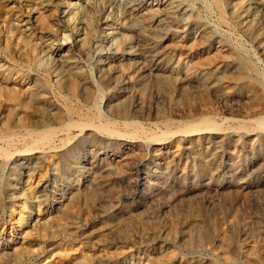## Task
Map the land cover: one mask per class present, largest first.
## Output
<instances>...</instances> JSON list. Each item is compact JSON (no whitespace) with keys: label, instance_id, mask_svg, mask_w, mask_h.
Instances as JSON below:
<instances>
[{"label":"rangeland","instance_id":"obj_1","mask_svg":"<svg viewBox=\"0 0 264 264\" xmlns=\"http://www.w3.org/2000/svg\"><path fill=\"white\" fill-rule=\"evenodd\" d=\"M242 1L150 0L131 13L118 0H0V264L116 248L128 250L121 264H264V0H246L255 13L240 25ZM205 116L221 128L182 132ZM109 119L123 135L30 136ZM28 174L36 198L18 201ZM21 202L27 227L8 221ZM190 220H213L214 238L193 245Z\"/></svg>","mask_w":264,"mask_h":264},{"label":"bare ground","instance_id":"obj_2","mask_svg":"<svg viewBox=\"0 0 264 264\" xmlns=\"http://www.w3.org/2000/svg\"><path fill=\"white\" fill-rule=\"evenodd\" d=\"M78 1H81V0H78ZM102 1V0H101ZM111 1V0H110ZM119 2H122L124 4L123 7H125L129 12L132 13V11H134L135 9L137 10L138 8L137 7H141L142 3H145V2H149L150 0H118ZM258 1V0H257ZM115 3V2H114ZM118 3V2H117ZM113 4V2H112ZM122 4V5H123ZM116 5V4H115ZM230 5V4H229ZM232 10H233V20L237 23V24H242L244 23L247 19L251 18L254 16V11L252 9V6L246 1V0H243L241 3H237L236 5L232 4ZM111 6V5H110ZM177 6V5H176ZM179 6V5H178ZM217 6L219 7V10L221 12H223L221 6L219 4H217ZM261 7L264 6V2L262 3V5H260ZM139 7V8H140ZM102 8V7H101ZM177 8V7H176ZM156 9V8H155ZM162 9V8H161ZM126 10V12H127ZM183 10V8H182ZM258 11V10H257ZM261 11V10H260ZM118 12V11H117ZM158 12V11H157ZM131 15V14H130ZM179 16V15H178ZM180 17V16H179ZM117 19V18H116ZM133 21V20H132ZM163 31V29H162ZM95 35V34H93ZM89 36V34H88ZM92 36V34H91ZM91 44H93L94 40H95V36L93 38H90L89 39ZM165 40V39H164ZM86 45V44H85ZM89 45V44H88ZM91 48V47H90ZM86 50V49H85ZM110 51V50H109ZM115 51V50H114ZM118 52V51H117ZM110 53H116V52H110ZM108 55V54H107ZM111 58L107 57L105 58L104 60V63H107V66H112L113 64H111ZM114 71L113 73L116 75V74H119L120 73V76L123 72V66H121V63H118L116 65V68H114ZM117 76H115L114 79H116ZM116 83V82H115ZM155 83V82H154ZM137 92V91H136ZM39 95V94H38ZM155 97V96H154ZM139 98V97H138ZM160 98V97H159ZM200 104V103H199ZM138 107V106H137ZM256 109V108H255ZM72 114L74 113L73 111H70ZM99 113V112H98ZM100 114V113H99ZM258 117V116H257ZM97 118V117H96ZM103 118V117H102ZM225 118V117H224ZM264 118V117H263ZM263 118H255V122L260 126H262V124H264V119ZM229 119V118H228ZM227 119V120H228ZM263 119V120H262ZM118 120V119H117ZM117 120H100L99 122H92V121H88L86 120V122H84L83 120H72L71 122L69 123H66V124H63L61 126H56L55 128L52 126V127H48L46 129H42V130H34V131H30V136L31 138L35 141H32L33 143H36V144H39L41 142H46L48 144V142L51 141V139L53 138V135L54 134H58L56 133V131H67V130H70V129H73L74 127L76 128H79L80 130H85V128H87L88 126H92V128H94L96 131H98L99 133H102V134H107V135H118V133L120 132H116V124H117ZM253 121V119H252ZM54 123V122H53ZM134 124V123H133ZM222 123H217L216 121H214L212 118H209V117H204L202 118L200 121L198 122H191V123H188L186 124L185 126V129L182 130V132L184 131V133L187 135L190 134V133H194V132H197L201 130V132H205L203 129H208V130H218L221 128V125ZM87 126V127H86ZM115 127V128H114ZM140 128V127H139ZM118 129V128H117ZM178 129V128H177ZM56 130V131H55ZM118 131V130H117ZM136 131V130H135ZM222 131V130H221ZM227 131V130H226ZM61 132V133H62ZM69 132V131H68ZM179 132V131H178ZM29 133V132H28ZM138 133V132H137ZM174 133V132H173ZM172 132L170 133L168 130L163 132L162 134H154L153 135V138L155 140L153 141H156L157 143H160V144H163L165 143V140L168 138V137H173L174 134ZM122 134V132H121ZM119 134V135H121ZM134 134V133H133ZM18 135V134H17ZM29 135V134H27ZM55 135V136H56ZM118 135V136H119ZM123 135V134H122ZM132 135V134H131ZM177 135V134H176ZM139 136V135H138ZM20 137V136H19ZM52 137V138H51ZM9 138V137H8ZM68 138V137H67ZM123 138V137H122ZM12 139V138H11ZM133 139V138H132ZM142 139V138H141ZM150 139V138H149ZM148 139V140H149ZM20 140V139H19ZM151 142V140H149ZM44 142V143H45ZM155 142V143H156ZM51 143V142H50ZM49 143V144H50ZM170 144V142H168ZM31 144V143H30ZM41 145V144H40ZM45 145V144H44ZM37 146V145H35ZM32 147V146H31ZM0 150L2 151V155L4 154L5 156L8 155V152L7 151H3L1 148ZM157 152V151H156ZM21 153V152H20ZM24 153V152H23ZM29 153V152H28ZM91 154V153H90ZM162 152L159 151L158 152V155L161 156ZM10 155V154H9ZM10 157V156H9ZM77 157H80L77 156ZM78 161H81L80 158L79 159H75L74 160V163L71 161V162H67L66 164L68 166H70L71 168H76V170L78 171V173H76V177H78L79 175H81L84 171V165L82 164V161H81V164L78 165L77 162ZM19 167H21L19 165V163L17 165H15L14 169H18ZM191 168H193V166H190ZM195 167V166H194ZM201 168H204V169H207L209 170V165L206 164V163H202L200 165ZM88 169H90V167H86ZM122 170V169H121ZM27 175V174H25ZM29 175V174H28ZM119 175V174H118ZM30 177H28V179L26 180H23L20 185V189H21V194L19 197H17L18 201L19 199H24V198H27V197H31L30 195H32V197H35V194H34V190H33V185H32V182H33V177H31V175H29ZM70 179H73V178H70ZM70 179H67V180H64L62 182H60V184L58 186H56V192H55V199L61 194L63 188L65 187V185L70 181ZM46 181V179H45ZM97 189V188H96ZM100 189H97L95 191V194H97L99 192ZM38 197V196H37ZM37 201V200H36ZM27 209V205H26V202H21L19 203L18 205V208H15V207H12V213L9 215V219L8 221L9 222H12V221H18L19 219H23L24 220V225H26V227L28 226V223L27 221H25V216L23 218L22 215H20L21 211H25ZM192 212L193 214L196 216V214L198 216H205V213H203V210L201 208H194L192 209ZM33 213V210H30V215ZM30 216H28L29 218ZM27 220V218H26ZM195 221V220H194ZM191 221L185 226V230L189 236V239L192 241V244L193 245H201L202 243L204 242H209L211 241L213 238H214V221L211 220L208 227L207 228H203V226H200V224L197 222V221ZM185 222V221H184ZM33 236V235H31ZM10 242V241H9ZM80 245V244H79ZM49 248V247H48ZM44 251V250H43ZM63 252V251H62ZM110 252V251H109ZM65 253V256L66 257H69L72 259V263L73 264H95V262L97 264H121L123 263V258L125 257V255H127L128 253V250H123V249H120V248H116L114 250L111 251V254L108 255L107 252H104V251H100L98 253H94V256L91 255V256H88V255H83V254H80L76 251H67V252H64ZM1 254V253H0ZM35 258V257H34ZM51 258V257H50ZM151 258V257H150ZM157 259V258H156ZM172 257L170 258H167L165 259L164 261H159V260H149L147 261L148 263L146 264H170L171 261H172ZM15 260V259H14ZM18 261V260H17ZM179 264H190L189 262H186V263H179Z\"/></svg>","mask_w":264,"mask_h":264}]
</instances>
